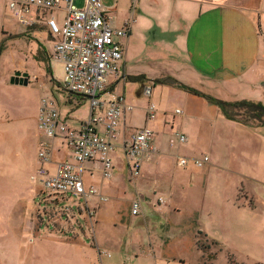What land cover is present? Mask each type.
Listing matches in <instances>:
<instances>
[{
	"label": "crops",
	"instance_id": "obj_1",
	"mask_svg": "<svg viewBox=\"0 0 264 264\" xmlns=\"http://www.w3.org/2000/svg\"><path fill=\"white\" fill-rule=\"evenodd\" d=\"M0 2L4 5L0 8V21H5L7 15H12L7 0ZM83 2L74 0L79 3L77 6ZM101 3L113 26L130 21V34L123 40L121 76L110 78L105 96L110 101L123 95L131 108L124 113L119 138L147 125L153 131L155 151L142 161L134 176L120 150L119 139L110 154L113 164L110 179L101 177L98 163L84 164L85 184L96 186L107 197L105 202L95 196L88 198L95 227L91 244L64 220L60 227L67 235L43 232L34 237L32 213L28 218L30 229L26 225L22 229V221L14 226L17 207L24 204L26 194L35 192L28 182L20 189L0 188V223L19 231H32L35 241L60 247V258L63 255L60 264H71L72 255L77 264H195L187 263L185 254L172 247L173 242L181 241L175 234L169 236L171 231L181 230V217H185L192 247L196 246L198 233L211 242L225 239L220 230L226 226L235 238L260 236V256L264 257V123L251 126L227 119L209 101V98L244 99L264 104V0H101ZM49 17L62 23L63 4L39 13L33 24L23 25L22 31H10L3 21L0 55L5 40L33 39L38 62L51 73L53 62L49 56L53 39L46 25ZM41 33L48 35L52 42L49 47L39 36ZM141 54H145L144 60L140 59ZM16 72L25 74L29 82L28 74L22 70L1 81L0 71V181L3 182L27 176L34 181L32 177L39 166L38 146L45 138L37 127L39 106L28 111L15 102L19 87L25 86L10 82ZM130 76H142L143 81H131ZM143 85L152 86L150 99L142 94ZM149 100L155 104L156 114L146 122L145 107ZM175 109L181 113H175ZM176 133L184 134L185 142L180 143ZM56 140H52V161L46 165L49 172L54 171L56 162L72 160L70 151L60 146L59 140L55 143ZM8 148L14 151L6 157ZM202 155L208 156V162L197 167L192 160ZM180 156L190 160L186 167L178 165ZM222 173L236 181L233 190L213 189L212 176ZM126 181L132 184L134 192L126 191ZM158 196L165 198L160 206ZM14 197L15 200L11 199ZM136 198L140 199L141 211L132 215L130 206ZM112 210L117 212L118 220L106 219L105 214ZM115 226L122 232L109 236L106 231ZM108 249L112 256L106 254Z\"/></svg>",
	"mask_w": 264,
	"mask_h": 264
},
{
	"label": "built area",
	"instance_id": "obj_2",
	"mask_svg": "<svg viewBox=\"0 0 264 264\" xmlns=\"http://www.w3.org/2000/svg\"><path fill=\"white\" fill-rule=\"evenodd\" d=\"M62 4V23L55 17L46 20L53 39L49 58L62 66L65 91L89 98L90 111L87 118L71 128L61 120L52 97L40 98L37 127L45 138L38 146L39 166L32 179L43 191L82 198L86 211L93 214L88 206V198L95 196L100 202H105L107 198L96 186L85 184L84 164L98 163L101 177L110 179L113 175L110 154L117 147L116 141L119 139L120 150L134 176L142 161L155 151L152 145L153 131L144 125L119 138L124 113L131 108L123 95L110 101L105 98L110 78L118 79L121 76L123 40L130 34V21H125L119 27L113 26L101 0H84L82 6H77L74 0H7L12 17L25 26L33 24L39 13L58 9ZM142 94L150 99L152 86L143 85ZM175 113L180 114L181 111L175 109ZM155 114V104L149 100L145 107L146 122ZM175 136L180 143L186 140L184 134L176 133ZM53 139H58L60 146L70 151L72 160L56 162L54 171L49 172L46 165L52 161ZM189 161L182 156L177 159L182 167H186ZM192 162L201 167L208 162V157L194 158ZM164 203L165 198L158 196L157 205ZM140 211L141 202L136 198L131 203L130 213L138 215Z\"/></svg>",
	"mask_w": 264,
	"mask_h": 264
},
{
	"label": "rangeland",
	"instance_id": "obj_3",
	"mask_svg": "<svg viewBox=\"0 0 264 264\" xmlns=\"http://www.w3.org/2000/svg\"><path fill=\"white\" fill-rule=\"evenodd\" d=\"M76 5H79V3H76ZM3 7L4 5L0 2V8ZM7 16L5 21H0V24L4 21L12 32L25 29L23 25L19 24L11 16ZM39 36L43 37L42 41H46L48 47L51 45L52 42L46 33H41ZM2 40L3 38L0 33V42ZM26 40L28 39L15 38L5 40L6 43L0 55V71L2 69L1 81L6 79L14 71H25L29 76V82L27 85L19 87L20 91L15 94V102L24 106L28 111H32L35 109V105L39 106L42 96H50L56 101L61 120L68 127H76L80 120L87 118L89 115V98L67 93L62 82V67L59 64L52 63L51 73L47 71L49 70L48 67L45 66L44 68L35 56L36 42L33 39ZM144 57L145 54H141L140 59L144 60ZM18 78H22V76L18 75ZM128 88L129 85H126V90ZM1 105L3 108L6 107V104L3 102H1ZM237 112H239L240 118H244L247 109L237 108ZM248 122L251 126L260 124L254 120ZM57 142L58 139L55 143ZM13 151V148H8L4 156L9 157ZM27 182L33 186L35 192L32 195L26 194L27 197L24 204L17 207V213H15L17 222L14 226H17L18 222L22 221L24 225L22 229L25 225L30 229L28 218L29 213H32L31 219L34 222V237L41 235L43 232L67 235L68 233L62 232L64 229L60 227V224L64 220L74 226V230L77 232L76 234H80L83 240L90 244L92 243L94 239L93 228H95L92 224L94 214H89L86 211L82 198L70 197L65 194L56 195L48 191H43L41 188L39 192L37 191L39 186L30 180L28 176L27 178L21 177L11 182L0 181V188L6 189L11 187L20 189L26 187ZM235 182L226 173H222L213 175L210 184L212 183L214 185L213 189H221L229 192L236 187L237 184H234ZM126 184V191L128 193L134 192L132 184H128L127 181ZM11 199L15 200V197ZM52 199H56V201H52ZM88 204L91 207L90 201H88ZM124 211L127 212L125 206ZM116 214L117 212L112 210L110 213L105 214V217L110 220H118ZM227 216L229 215L227 214ZM124 217L125 221H127L128 217ZM183 218L185 217L180 218L183 221L181 230L171 231L172 233L169 236L175 234L178 240L181 239L180 242H173L172 247L185 254L184 257L187 259V263L193 261L195 264H264V257L260 256V248H262V239L260 236L251 239L246 237L241 239L235 238L229 230H226L225 226L220 230L225 235V239H215V242H211L198 233L196 234V246L192 247L190 232L186 228V223ZM213 229L217 230V227L213 226ZM112 232L121 233L122 229H119V226H115L106 231L109 236L112 235ZM180 232L183 233L178 235ZM31 234L32 231H19L16 227L11 228L9 224L5 226L1 222L0 264H60V262H63V255L60 258V252H62L60 247L47 244V241H43V243H40V240L35 241ZM106 251H108L106 254L112 256L113 252L111 250L108 249ZM56 252H59V254H56ZM201 255L203 256L202 258ZM72 257L71 264H77L74 261L75 255H72Z\"/></svg>",
	"mask_w": 264,
	"mask_h": 264
},
{
	"label": "trees",
	"instance_id": "obj_4",
	"mask_svg": "<svg viewBox=\"0 0 264 264\" xmlns=\"http://www.w3.org/2000/svg\"><path fill=\"white\" fill-rule=\"evenodd\" d=\"M131 81L142 82V76H130L128 77ZM166 80V79H165ZM164 81V80H163ZM183 88L190 90L193 93H197L193 89L181 85ZM209 101L216 105L221 113L230 120H235L242 124L250 125L248 121L254 120L258 123H264V104L260 102H252L248 100H233V101H225L214 98H209ZM237 108H245L247 109L246 115L244 118H240L239 112H237ZM205 249V248H204ZM206 264V263H204Z\"/></svg>",
	"mask_w": 264,
	"mask_h": 264
},
{
	"label": "water",
	"instance_id": "obj_5",
	"mask_svg": "<svg viewBox=\"0 0 264 264\" xmlns=\"http://www.w3.org/2000/svg\"><path fill=\"white\" fill-rule=\"evenodd\" d=\"M18 75H21L19 72H16L11 78H10V82L11 83H15V84H23V85H27L28 80L27 77L24 75H21L22 78H18Z\"/></svg>",
	"mask_w": 264,
	"mask_h": 264
}]
</instances>
